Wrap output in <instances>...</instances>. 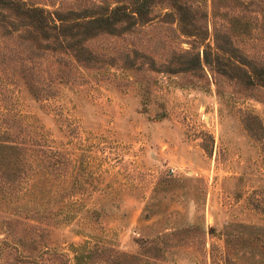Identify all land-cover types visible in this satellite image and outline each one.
<instances>
[{
  "label": "rangeland",
  "instance_id": "obj_1",
  "mask_svg": "<svg viewBox=\"0 0 264 264\" xmlns=\"http://www.w3.org/2000/svg\"><path fill=\"white\" fill-rule=\"evenodd\" d=\"M185 2L204 42L216 30L264 57V0ZM174 27L158 15L89 38L109 62L95 67L29 52L0 29V131L29 128L61 162L34 159L21 189L0 194V264H264V151L239 120L248 110L264 125V95L164 70L194 49Z\"/></svg>",
  "mask_w": 264,
  "mask_h": 264
},
{
  "label": "trees",
  "instance_id": "obj_2",
  "mask_svg": "<svg viewBox=\"0 0 264 264\" xmlns=\"http://www.w3.org/2000/svg\"><path fill=\"white\" fill-rule=\"evenodd\" d=\"M152 1L115 0L113 4H108L89 0L78 8L60 9L24 0H0V29L9 36L20 38L29 52L35 54L40 50L64 56L62 65L76 62L95 67L109 62L99 58L107 55H100L86 45L89 38L102 34L120 35L158 15L170 17L178 34L193 37L191 44L194 49L177 52L174 61L163 64L164 70L193 72L202 77L206 75L215 85L226 80L242 94L254 90L264 95L263 56H244L231 39L220 40L216 30L213 31L211 43L204 42L206 26L197 24L187 15L190 9L185 0H170L167 11L156 16L150 15L154 5ZM50 5L52 7L54 4ZM199 46H202L201 50ZM27 86L33 95L44 90L28 78ZM239 120L245 132L264 151V125L260 118L248 110H240ZM49 150L51 148L46 140L25 126L1 130L0 194L21 189L34 159L58 171L61 162L58 157L48 154Z\"/></svg>",
  "mask_w": 264,
  "mask_h": 264
}]
</instances>
